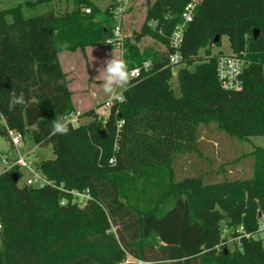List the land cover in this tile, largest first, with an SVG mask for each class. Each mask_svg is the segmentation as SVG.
Listing matches in <instances>:
<instances>
[{"label":"trees","instance_id":"1","mask_svg":"<svg viewBox=\"0 0 264 264\" xmlns=\"http://www.w3.org/2000/svg\"><path fill=\"white\" fill-rule=\"evenodd\" d=\"M191 1L147 0L134 40L151 36L166 51L125 37L130 69L148 61L149 70L107 115L90 108L80 113L90 120L70 124L67 135L51 124L77 112L60 54L116 48L108 43L118 23L113 2L101 10L75 0L72 12L28 18L22 5L0 9V134H30L54 153L38 165L52 184L18 187L19 166L0 173V264H264L263 240L254 237L264 214V147L245 154L232 146L264 136V0H199L174 73L170 37ZM223 36L250 61L239 91L218 79L222 52L213 47ZM12 89L28 103L9 111ZM87 190L86 205L72 202L71 191Z\"/></svg>","mask_w":264,"mask_h":264},{"label":"rangeland","instance_id":"2","mask_svg":"<svg viewBox=\"0 0 264 264\" xmlns=\"http://www.w3.org/2000/svg\"><path fill=\"white\" fill-rule=\"evenodd\" d=\"M38 0H0V9H8L16 7L18 5L23 6V14L25 17H32L46 13L53 10L56 14H62L65 12H72L76 8L75 0H53L49 4H41L35 6H28V2L35 3ZM114 0H93L96 7L101 10H105ZM199 1V0H198ZM147 0H127L126 1V13L125 23L123 26L124 36L134 40L133 32H140L146 16ZM87 8V7H86ZM85 8V10H86ZM141 48L154 45L162 51H166V47L161 43L156 42L151 36L143 37L141 42L136 43ZM123 48H110L107 45L90 47L82 51L76 52H63L60 54V60L64 71L67 73L70 79V89L73 92V101L76 106L77 112L83 113L93 107H101L98 112L103 116L107 115V109L104 107L105 101L108 97L103 93L100 86V79L97 77V68L100 67L101 62L110 57L113 53L116 56H122L124 54ZM213 52L218 54L219 52L229 54L232 52L230 41L227 36H223L222 42L218 46L213 47ZM194 67H192L193 69ZM176 70L174 73H176ZM173 86L177 95H180L178 88V80L174 78ZM90 119L84 117L80 123L89 121ZM5 122L0 119V131L4 128ZM240 148L245 154L252 152L257 147H264V136L251 137L248 141H243L241 144L233 142L232 146ZM240 146V147H239ZM216 150H219L216 146ZM19 152L26 156L27 162L34 169H38V165L47 159H53L54 153L51 147H41L36 145L28 134L23 140L22 144L18 147ZM220 151V150H219ZM17 155V149L13 146L10 135L0 134V172L5 170L3 158L12 160ZM22 177L18 182V187L26 185L27 179L31 175L29 168L21 169ZM116 228H114L115 230ZM230 231L225 232V236L229 238L227 244L228 247L233 250L235 248V240L230 236ZM257 239L263 240L264 243V225L260 227V232L254 236ZM2 235H1V221H0V247H2ZM129 260H133L129 257Z\"/></svg>","mask_w":264,"mask_h":264},{"label":"built area","instance_id":"3","mask_svg":"<svg viewBox=\"0 0 264 264\" xmlns=\"http://www.w3.org/2000/svg\"><path fill=\"white\" fill-rule=\"evenodd\" d=\"M126 1L127 0H114L112 7V12L118 21L116 27L114 28V38L108 40L109 44H115L116 48H123L124 46V23H125V13H126ZM198 6V0H192L188 3L181 15V22H179L170 37V49L172 52L169 54L170 65L172 66L173 71L181 64L183 61V55L181 52V47L184 42V35L187 29V26L193 22L195 17V11ZM87 13H91V8H86L85 10ZM250 61L246 57L245 52L235 53L231 52L229 54L222 53L217 57V74L218 79L220 81L221 87L224 90L228 91H239L243 89V74ZM151 66L150 62H145L142 66H137L131 68L132 70V79L140 78L144 71H148ZM263 73H264V66H263ZM124 96V94H123ZM118 101L110 100L109 98L105 101L104 107L109 110L114 103ZM70 124L72 125H79L80 124V112H74L70 116H68ZM124 121H119L118 123V130L120 131ZM9 135L11 136V141L13 146L17 149V155L12 159L9 160L8 158H3V163L5 165V170H9L12 167L19 166L22 168H29L31 171L30 177L27 179L26 185L35 186V187H43L47 184H52L49 180H47L38 169H34L32 166L29 165L27 162L26 156L22 155L18 147L22 144L23 140L21 135L9 131ZM114 159L111 160L113 162ZM3 171V172H4ZM1 173V172H0ZM72 195V202L77 203L81 206H84L91 200V196L87 190V192H78V191H71ZM68 201L63 199L61 201L62 205H66ZM260 227L264 225V214L260 216ZM240 232H244L243 228L240 227ZM246 237H251V234L245 233L243 234Z\"/></svg>","mask_w":264,"mask_h":264},{"label":"clouds","instance_id":"4","mask_svg":"<svg viewBox=\"0 0 264 264\" xmlns=\"http://www.w3.org/2000/svg\"><path fill=\"white\" fill-rule=\"evenodd\" d=\"M97 72L103 93L110 100L123 102L125 99L123 92L128 89L133 78L127 61L122 56L118 57L113 53L101 62ZM9 95V111H14L17 106H24L28 103L23 92L17 94L15 89H12ZM51 124L55 135H67L71 130L70 121L64 114H56Z\"/></svg>","mask_w":264,"mask_h":264},{"label":"water","instance_id":"5","mask_svg":"<svg viewBox=\"0 0 264 264\" xmlns=\"http://www.w3.org/2000/svg\"><path fill=\"white\" fill-rule=\"evenodd\" d=\"M258 34H259V31L257 30L256 31V35H255L256 38H257ZM218 40H219V37L216 39V41H218ZM18 179H19V175L18 174H15L14 175V181L17 182ZM259 216H261V214H259Z\"/></svg>","mask_w":264,"mask_h":264}]
</instances>
